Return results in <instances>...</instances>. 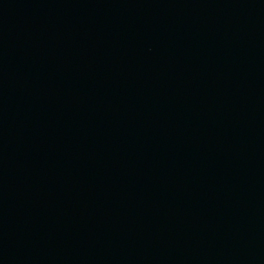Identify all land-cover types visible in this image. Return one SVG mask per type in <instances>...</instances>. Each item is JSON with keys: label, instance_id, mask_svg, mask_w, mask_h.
Listing matches in <instances>:
<instances>
[{"label": "water", "instance_id": "95a60500", "mask_svg": "<svg viewBox=\"0 0 264 264\" xmlns=\"http://www.w3.org/2000/svg\"><path fill=\"white\" fill-rule=\"evenodd\" d=\"M0 264H264V0H0Z\"/></svg>", "mask_w": 264, "mask_h": 264}]
</instances>
